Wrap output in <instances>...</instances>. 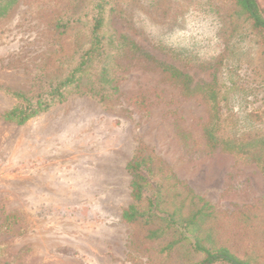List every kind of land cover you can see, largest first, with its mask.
<instances>
[{"label":"rangeland","instance_id":"rangeland-1","mask_svg":"<svg viewBox=\"0 0 264 264\" xmlns=\"http://www.w3.org/2000/svg\"><path fill=\"white\" fill-rule=\"evenodd\" d=\"M99 2L105 32L140 48L131 54L123 47L114 58L119 92L103 102L70 92L24 125L4 121L17 104L4 90L35 96L39 81L75 64ZM217 7L228 14L231 6L228 0H20L0 20V264L187 262L185 248L164 257L121 219L131 203L125 166L139 150L214 206L218 243L264 264V181L254 159L182 156L173 127L202 145L207 104L199 95L182 97L153 70V59L182 66L173 58L177 49L191 60L216 56L221 37L209 18ZM74 14L64 35L54 32L58 19ZM186 66L194 80H211L213 70Z\"/></svg>","mask_w":264,"mask_h":264},{"label":"trees","instance_id":"trees-1","mask_svg":"<svg viewBox=\"0 0 264 264\" xmlns=\"http://www.w3.org/2000/svg\"><path fill=\"white\" fill-rule=\"evenodd\" d=\"M19 1L0 0V20ZM228 1L231 6L228 14L217 7L215 15L209 18L221 37L217 45L222 47L216 56L208 61L201 57L199 61L191 60L181 57L183 51L177 49L173 58L182 66L153 59V70L161 80L177 87L182 97L199 95L207 104L208 119L201 125L202 145L196 147L189 131L178 125L173 127L182 156L188 160L213 154L252 157L264 181V0ZM96 9L88 40L65 75L39 81L42 87L35 96L4 90L17 101L2 115L4 121L24 125L54 104L65 102L70 92L99 102L119 92L114 77L119 64L114 58L123 47H128L131 54L140 48L132 41L126 42L124 36L115 40L108 35L103 25L102 3H97ZM76 21L75 14L65 20L58 19L53 30L64 35ZM169 50L168 53L173 52ZM184 61L191 70H213L211 80H194ZM125 170L130 177L131 203L123 210L121 219L138 227L143 246L147 243L149 248L158 247L164 257L185 248L189 257L184 264H257L252 259H241L229 247L218 243L213 228L218 215L216 209L180 180L168 165L142 155L139 150L127 162Z\"/></svg>","mask_w":264,"mask_h":264}]
</instances>
